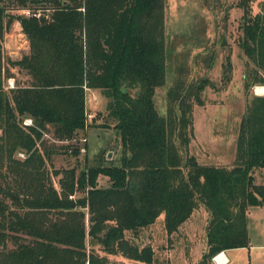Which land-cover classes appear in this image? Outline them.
<instances>
[{"label": "trees", "instance_id": "1", "mask_svg": "<svg viewBox=\"0 0 264 264\" xmlns=\"http://www.w3.org/2000/svg\"><path fill=\"white\" fill-rule=\"evenodd\" d=\"M252 1L235 6L247 102L233 163L219 167L201 164L189 146L193 108L204 105L207 88L216 90L207 75L217 47L229 48L223 36L194 56L193 66L178 62L180 53L167 83V0H0V178L11 181L0 187V264H112L111 255L166 264L167 251L158 257L152 244L137 241L140 233L161 218L171 242L200 208L208 223L197 264H213L221 251L249 245L247 210L264 208V184L253 177L264 169V96L250 94L264 86V8L253 14ZM15 23L29 52L7 60V69L2 41ZM222 67L229 81L230 54ZM12 68L26 84L14 80L9 87ZM193 68H204L205 75L191 79ZM160 88L166 89L162 114L155 104ZM86 89L106 99L100 128L115 132L120 157L109 161L102 151L94 166L49 173L54 147L47 138L74 158L83 149ZM101 176L107 187L98 185Z\"/></svg>", "mask_w": 264, "mask_h": 264}, {"label": "rangeland", "instance_id": "2", "mask_svg": "<svg viewBox=\"0 0 264 264\" xmlns=\"http://www.w3.org/2000/svg\"><path fill=\"white\" fill-rule=\"evenodd\" d=\"M220 1L222 5L213 6V0H207L205 6L202 0H167L164 20L165 43L168 53L166 81L167 83L171 81L174 73V61L180 53L182 56L178 58V62L185 64L189 60L190 65L193 66V57L198 54L202 55L206 49L212 46L214 41L219 40L220 36H223L227 41L229 48L227 46L224 48L217 47L218 54L215 66L207 75L218 91L207 88L204 94V105L193 108L194 136L189 146V154L194 155L201 164L228 167L234 160L236 132L247 102L243 88L246 58L236 45V40L240 36L238 20L241 12L235 6L239 0ZM9 6L13 8V6ZM251 6L253 14H258L264 8V0L263 2L254 0ZM40 14H45V12ZM225 15H229L228 27L226 31H223V17ZM198 41L204 42L203 45H198ZM5 44L4 36L2 41L4 66L9 69L6 61L17 60V58L12 59L8 55ZM188 49L191 51H187ZM229 54L231 69L228 74L230 80L226 81L227 70L224 71L222 66H226V56ZM10 74L15 77L16 82H20L22 85L26 84L27 78L19 74L16 69L12 68ZM191 75V79H200L205 75V70L203 68L201 71H197V68H193ZM4 86H6V81ZM9 87L11 88L10 85ZM256 87L264 86H254L250 90V94L264 96V92L263 94L255 93ZM165 90V88H160L155 95V104L161 114L164 113ZM95 94L91 90L85 94L86 111L93 118L87 120L89 121L87 122L88 129L85 130L83 140H81L82 146L84 145V152H80L77 158L65 155L62 152L63 149H58L60 145L47 138L49 140L47 146L54 147L52 160L46 164L49 173H52L53 170L72 167L79 172L84 169L85 162L89 167L94 166L98 154L102 151L105 159L109 161L117 162L119 159V142L115 132L111 129L100 128L104 124L106 99L97 92ZM93 103H97V105H93ZM0 174L3 176L1 170ZM253 177L256 184H264L263 169L256 170ZM52 180L53 185L58 187V178L53 177ZM98 181L100 187L108 186L105 177H99ZM8 184L11 185L9 179L3 181L0 178V187ZM82 195L78 193L76 198L82 197ZM2 198H4L3 194L0 193V200ZM6 202L9 204L8 200ZM207 223L208 213L200 208L194 211L193 215L182 225L178 235H175L172 241L168 242L160 218L153 226L144 229L137 241L140 244H152L158 257H161L163 250H166L168 256L166 264H196L204 245L203 234ZM246 229L249 245L227 249L230 261L228 264H264L263 207H251L247 210ZM21 236L25 237V235ZM165 256L166 254H164ZM109 259L112 264H138L119 255H111Z\"/></svg>", "mask_w": 264, "mask_h": 264}, {"label": "crops", "instance_id": "3", "mask_svg": "<svg viewBox=\"0 0 264 264\" xmlns=\"http://www.w3.org/2000/svg\"><path fill=\"white\" fill-rule=\"evenodd\" d=\"M259 2H263V0H259ZM5 39H6L5 47H6L7 53L12 59L17 58V60H18L21 58L22 55L28 54L29 44H28L26 37L22 34L20 25L18 23L13 24L10 32L5 34ZM14 80H15V77L10 82L12 83V81H14ZM256 88H255V90H256ZM262 88L264 89V87H262ZM94 94H95V92H94ZM261 94H263V93H261ZM95 96H96V94H95ZM93 105H97V103H93ZM93 105H92V107H94ZM203 240H204V245L200 251V256L198 257L197 261L201 258L202 254L206 250L205 231L203 234ZM227 251L228 250L221 251L216 256V259L220 256H223V259L220 262L217 261L219 264H228L230 262L228 255H227ZM197 261H196V264H197ZM213 264H215V263L213 262Z\"/></svg>", "mask_w": 264, "mask_h": 264}, {"label": "built area", "instance_id": "4", "mask_svg": "<svg viewBox=\"0 0 264 264\" xmlns=\"http://www.w3.org/2000/svg\"><path fill=\"white\" fill-rule=\"evenodd\" d=\"M25 14H29L28 12H25ZM35 17H39L40 16V13H36V14H33ZM9 84H10V86L12 87V83L11 82H9ZM88 91H90V90H88V89H86L85 90V94L88 92ZM86 105H87V101L85 100V118H86V124H87V122H89V121H87V120H90V119H92L93 118V116L90 114V113H88L87 111H86ZM26 124H30V120H27L26 122H25ZM81 152H84V149H81ZM21 156V155H20ZM69 198H73V197H69ZM213 262L215 263V264H219L218 262H217V260H216V255L213 257Z\"/></svg>", "mask_w": 264, "mask_h": 264}, {"label": "bare ground", "instance_id": "5", "mask_svg": "<svg viewBox=\"0 0 264 264\" xmlns=\"http://www.w3.org/2000/svg\"><path fill=\"white\" fill-rule=\"evenodd\" d=\"M256 94H261L264 92V89L262 87H257L255 90ZM223 259V256L218 257L216 260L220 262Z\"/></svg>", "mask_w": 264, "mask_h": 264}]
</instances>
